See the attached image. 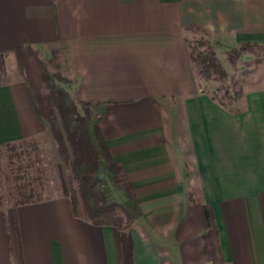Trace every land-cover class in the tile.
I'll use <instances>...</instances> for the list:
<instances>
[{"label": "crops", "instance_id": "obj_1", "mask_svg": "<svg viewBox=\"0 0 264 264\" xmlns=\"http://www.w3.org/2000/svg\"><path fill=\"white\" fill-rule=\"evenodd\" d=\"M194 27L222 55L264 46V0H0V53L64 50L70 96L88 103L132 183L133 264H211L189 262L183 242L195 186L222 264H264V88L243 89L236 115L213 100L189 59ZM44 125L23 81L0 86V144ZM0 264H123L120 232L75 218L62 196L3 208Z\"/></svg>", "mask_w": 264, "mask_h": 264}, {"label": "trees", "instance_id": "obj_2", "mask_svg": "<svg viewBox=\"0 0 264 264\" xmlns=\"http://www.w3.org/2000/svg\"><path fill=\"white\" fill-rule=\"evenodd\" d=\"M202 46H205V51L199 49ZM218 46L219 43L216 41L198 43L194 46L188 43L189 59L200 78L204 80L214 78L224 83L227 73L217 58L215 47ZM257 47L264 46L257 43H242L229 47L225 52L229 65L235 67L243 53L252 52ZM31 50L26 46L10 51L14 54L22 73L25 69L23 53ZM7 54L8 52L0 53V58ZM42 80L46 93H38L28 83L26 87L35 116L46 123L60 162L69 170V187L63 176L60 177L62 196L69 200L75 218L94 226H110L118 230L122 263L133 264V245L129 228L142 216L135 189L123 166L114 160L102 130L91 119L88 103L76 102L60 85L71 82L47 72L42 73ZM211 98L229 112L235 115L240 113V109H234L233 106L240 102L241 91L236 92L227 87L220 100L215 96ZM12 144L6 143L5 146L9 147ZM58 167L61 170V167ZM24 169L27 168L19 165L18 172L26 171ZM10 175L15 183L10 208L15 209L20 205L48 199L44 197L40 183L39 185L36 183L40 181L38 177L17 175L14 171ZM9 178L7 176V180ZM113 191L121 192L124 200L116 201ZM187 201L188 212L181 225L190 226V236H197L203 240L195 254L204 256L211 264H222L218 229L211 207L204 203L200 190L189 192ZM0 209H3L1 203ZM187 240L189 239H184L183 242Z\"/></svg>", "mask_w": 264, "mask_h": 264}, {"label": "rangeland", "instance_id": "obj_3", "mask_svg": "<svg viewBox=\"0 0 264 264\" xmlns=\"http://www.w3.org/2000/svg\"><path fill=\"white\" fill-rule=\"evenodd\" d=\"M190 34L188 40L190 46L198 43L214 42L211 34L200 27L192 28ZM218 48L215 47V52L227 73L226 81L220 83L214 78L209 80L200 78L202 87L211 96H215L220 100L227 87H231L236 92L241 91V93L245 88H264V47H257L252 52L243 53L236 62L235 67L229 65L226 55H222ZM199 49L205 51V46ZM23 54L25 56L23 73L16 63L14 54H7L0 58V86L23 81L25 84H31L38 93L43 94L46 92L44 91L45 85L42 80V73L47 72L70 81L71 83L68 84H60L68 92L67 89L74 80L69 75L68 59L64 50L44 51L32 49L31 51H25ZM218 87H223V89H218ZM223 101L226 102V100ZM239 107V103L233 106L234 109ZM44 124V132L35 138L14 142L9 147H6L5 144H0V203L3 208H10V198L15 185L10 175L12 171L17 175H27L32 178L38 177L40 181L36 183L38 185L40 183L44 197L48 199L62 196L61 175L69 187V170L60 162L56 145L46 123ZM19 165L27 168L24 169L26 171L18 172ZM58 166L61 167V170ZM7 176L10 177L9 180H7ZM197 189L198 187L195 186L193 191H197ZM113 195L118 202L124 200L119 191H113ZM190 229V226L185 225L183 237L189 240L184 242V246L195 254V252L199 251L203 240L197 236H190ZM195 255V259L189 260V262H195L196 260H198L197 262L207 261L204 256L199 259L200 255Z\"/></svg>", "mask_w": 264, "mask_h": 264}]
</instances>
